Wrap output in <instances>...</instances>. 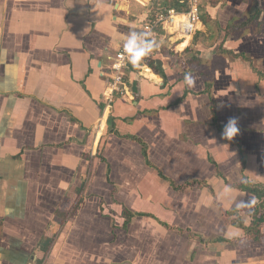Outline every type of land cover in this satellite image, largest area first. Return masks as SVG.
<instances>
[{"label": "crops", "instance_id": "obj_1", "mask_svg": "<svg viewBox=\"0 0 264 264\" xmlns=\"http://www.w3.org/2000/svg\"><path fill=\"white\" fill-rule=\"evenodd\" d=\"M254 9L257 24L225 38L200 21L198 41L172 42L180 56L147 40L125 72L132 98L106 109L107 53L143 34L145 11L0 0V264H264V223L259 241L232 223L258 203L237 185H264V0L208 13L224 28Z\"/></svg>", "mask_w": 264, "mask_h": 264}, {"label": "trees", "instance_id": "obj_2", "mask_svg": "<svg viewBox=\"0 0 264 264\" xmlns=\"http://www.w3.org/2000/svg\"><path fill=\"white\" fill-rule=\"evenodd\" d=\"M210 0L205 2L206 5L209 6ZM152 3L156 6V10L158 9L161 11V13H166L167 10L173 9L177 12H186L189 10V3L187 0H152ZM203 3V2H202ZM201 2H198V9H199V15H200V21L202 24H204L207 28H210L212 30V26L216 29L217 34H221V31L224 32V37L225 38L227 35H237L245 30H247L249 27L256 25L258 22V18L260 15V10L259 9H254L252 13H250L248 16L244 18H240L239 20H231L227 23V25L224 28H221L215 21L211 18L210 14L208 13V7L203 6ZM211 6V5H210ZM153 17V16H152ZM151 17V18H152ZM156 18V15L152 18L154 20ZM150 20V21H152ZM215 25H214V24ZM154 32L156 35L162 34L163 30L161 29L160 26H157L154 28ZM197 34V32L195 33ZM194 34V36H195ZM193 36V37H194ZM223 36V35H222ZM212 37V36H211ZM218 37V36H217ZM217 37L215 39H217ZM211 39V38H210ZM214 39V38H213ZM150 40H148L149 42ZM195 43V40H192V43ZM150 45L154 47V43L152 41L149 42ZM221 47V45L219 46ZM186 53L185 59L182 61V65L184 67V71L188 69V65L192 63H198L199 59L192 53V47H187L185 49ZM224 51V50H223ZM162 52H165L166 54L175 57L177 54L173 53L172 51L168 50L166 51L165 49L162 48ZM146 64L157 74L163 76V71L161 70L160 63L158 60H153L151 58H146L145 59ZM262 77H264V71L259 72ZM211 87V83L206 82L205 84V90L208 91ZM220 131L221 128L219 127ZM238 189L247 191L253 195L256 196L258 199V203L251 208V214H252V220L251 223L248 226H245L243 222L240 220V218L236 215L232 223L235 224L236 226L241 227L246 235V238L253 240V241H259L262 237V232H261V226L264 223V185L261 183H250L245 181L242 184L237 185ZM124 215L126 216V223L130 218V214H127V212H124ZM51 239L48 241L50 242ZM48 242L45 243L46 245L42 246V251H46L48 248Z\"/></svg>", "mask_w": 264, "mask_h": 264}, {"label": "built area", "instance_id": "obj_3", "mask_svg": "<svg viewBox=\"0 0 264 264\" xmlns=\"http://www.w3.org/2000/svg\"><path fill=\"white\" fill-rule=\"evenodd\" d=\"M189 10L186 12H177L173 9L167 10L166 13H159L153 21H148L143 25V34L136 37V43L142 47L147 44V38L152 39L155 34L154 28L160 26L163 31L170 34H179L180 38L194 35L200 24V15L198 9V0H187ZM129 40V39H128ZM127 40V41H128ZM127 41L120 43L112 54L107 53L109 64L107 65V76L109 81L104 94L105 108L108 109L115 96H129L131 93L125 82L126 69L136 65L132 60V53L125 49ZM150 49L148 47L147 51Z\"/></svg>", "mask_w": 264, "mask_h": 264}, {"label": "rangeland", "instance_id": "obj_4", "mask_svg": "<svg viewBox=\"0 0 264 264\" xmlns=\"http://www.w3.org/2000/svg\"><path fill=\"white\" fill-rule=\"evenodd\" d=\"M130 3V6L131 7H134L135 8V13H142L145 11L146 13V16H145V20L143 21H139V24H142V26L144 25L143 23L145 22H148L150 20H152V18L156 15H158L159 13H161V11H159L158 9L156 10V6L152 3V0H143L144 2L142 1H139V0H126ZM204 1L208 3L209 0H198V2L200 3H204ZM210 5H213L215 3L216 0H210ZM202 3V4H203ZM203 6H207L206 3L203 4ZM143 15V14H142ZM153 16V17H152ZM152 17V18H151ZM138 20H139V17H136ZM153 21V20H152ZM163 37H159L158 35L153 37L154 39H147V40H150L154 43V46L155 47H159L161 48L162 46L167 48L168 50L172 51L173 53L177 54L180 56L181 53L177 52V50L175 49V47L172 45V44H175V43H172L173 41H176L178 42V39L181 37L179 34L175 33V34H169L168 31H163L162 34H161ZM189 36H187L188 38ZM201 38V35L199 32H197V34H195V36L193 37V39L195 41H198L199 39ZM192 39V40H193ZM172 40V41H171ZM149 41V42H150ZM148 42V43H149ZM171 47V48H170ZM190 47H192V45H190ZM170 48V49H169ZM193 50V48H192ZM187 52L184 51V54H186ZM193 53V51H192Z\"/></svg>", "mask_w": 264, "mask_h": 264}, {"label": "clouds", "instance_id": "obj_5", "mask_svg": "<svg viewBox=\"0 0 264 264\" xmlns=\"http://www.w3.org/2000/svg\"><path fill=\"white\" fill-rule=\"evenodd\" d=\"M148 45L138 46L136 43V37L133 35L126 43L125 49L127 52L132 53L133 63L138 62L143 56L147 54ZM185 81L189 86L194 84V81L185 77ZM238 120L235 117L229 118L227 124L223 127L221 135L223 138L231 140L234 136L239 133Z\"/></svg>", "mask_w": 264, "mask_h": 264}, {"label": "bare ground", "instance_id": "obj_6", "mask_svg": "<svg viewBox=\"0 0 264 264\" xmlns=\"http://www.w3.org/2000/svg\"><path fill=\"white\" fill-rule=\"evenodd\" d=\"M187 39H188V38L186 37V40H185V41H183V43H182V44H180V46H179V47H181V48H182L183 46H185V45L187 44V42H188V41H187Z\"/></svg>", "mask_w": 264, "mask_h": 264}]
</instances>
